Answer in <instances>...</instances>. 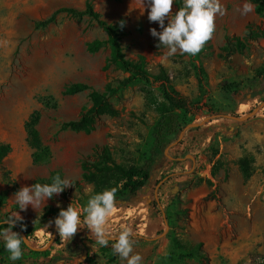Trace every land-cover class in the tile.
I'll return each mask as SVG.
<instances>
[{"label": "rangeland", "instance_id": "obj_1", "mask_svg": "<svg viewBox=\"0 0 264 264\" xmlns=\"http://www.w3.org/2000/svg\"><path fill=\"white\" fill-rule=\"evenodd\" d=\"M91 1L107 23L125 20L121 46L126 59L136 62L144 58L151 75L168 78L176 92L193 102L194 108L183 118L184 127L206 120L198 127L200 130L188 133L168 148L167 167L158 175L159 179L166 173L186 172L170 183L172 176L164 178L160 186L161 209L167 210L169 224L149 207L147 215L139 213L148 206L147 189L144 207L136 210L131 207L138 203H129L113 209L108 218L110 232L118 234L123 227H131L134 253L147 245L145 238H153L154 253L144 257L142 264H264V107L244 122L223 118L243 117L264 102V92L249 94L245 88L234 94L225 90L264 70V14H256L254 5L251 12L241 14L247 0H220L225 14L216 16L215 31L201 51L195 56L177 52L165 59L167 48H158V39L149 32L150 28L161 29L148 20L149 9L141 0ZM85 2L0 0V144L11 147L0 165V221L16 214L22 217L20 221L36 229L30 241L34 248H43L53 239L49 257L29 259L24 264H123L111 245L99 246L87 228L78 229L68 241L53 234L54 225L47 229L52 235L45 232L43 226L54 218L46 213L71 204L84 218L83 208L95 192L94 185L82 180L84 166H101L106 157L125 168L142 165L149 154L150 130L158 116L149 92L159 102L164 101L158 84L150 86L142 80L124 84L130 75L108 63V44L96 54L86 51L87 43L107 39L89 18L77 20L61 14L47 28L34 26L57 9H83ZM171 11L175 13L174 5ZM200 76L204 77L203 85L199 84ZM74 83L95 91H103L108 84L118 88L109 98L116 114L99 118L90 134L62 130L63 124L77 120L91 106L89 91L62 95L64 88ZM50 97L56 100V108L45 106ZM34 111L41 115L37 131L46 150L37 163L33 162L34 150L24 129ZM178 157H182V164L172 168L170 162ZM242 161L250 177L256 171L260 177H241ZM57 174L69 179L72 186L48 200L42 211L43 205L35 210L17 208L14 194L22 186L50 183ZM186 182L187 187L175 190L177 195L167 199L172 187ZM202 183L208 191L204 200L213 201L218 211L210 220L195 214L191 217L181 198L184 189ZM150 215L157 222L153 232H149ZM191 220L196 222L197 232L205 235L207 247L191 233ZM171 235L181 247L172 246L168 239ZM164 244L168 249L163 253ZM191 251L196 256L185 257Z\"/></svg>", "mask_w": 264, "mask_h": 264}, {"label": "trees", "instance_id": "obj_2", "mask_svg": "<svg viewBox=\"0 0 264 264\" xmlns=\"http://www.w3.org/2000/svg\"><path fill=\"white\" fill-rule=\"evenodd\" d=\"M247 1L254 5L256 14H264V0ZM173 5L177 10L182 7L183 0H175ZM61 14L70 16L77 20H83L84 18H89L92 20L105 33L107 39L105 42L94 40L87 43L86 51L91 55L96 54L104 47L105 44H108L110 47V56L107 60L108 63L130 75V77L124 81V84L132 83L135 80H142L150 86H155L158 84L164 99L163 102H159L158 99L149 92V101L154 107L158 116L150 130L151 145L149 148V154L142 165L125 168L121 165L113 163L109 158L106 157L104 158V164L101 166H91V168L84 166L82 168V180L87 184H92L95 186V192L93 195L100 193L105 189L115 187L117 189L116 206L134 203L135 201L145 197L144 192L147 189H150L148 203L149 209H151V212L155 215L162 217L164 214L166 216V222L169 224L170 221L167 210L161 209L162 203L159 192L161 191L162 187L158 189L159 202H157L155 199V187L166 177H171L173 175L168 179V181H170L172 178H177L179 175L186 174L184 170L181 172L182 174L179 175L166 173L158 179V175L161 174V172L167 167L168 159L165 155V151L171 144L177 141L179 134L184 128V116L189 114L194 108L193 102L176 92L171 86L168 78L151 75L145 68L144 58L141 57L136 62L125 58L121 46V37L125 29L124 19L121 18L115 23H107L106 21L102 20L101 16L95 11L92 1L86 0L83 9H57L46 20L35 22L34 26L36 29L47 28L48 26L55 24L57 16ZM200 73L203 74V71L200 70ZM203 82L204 77L200 76L199 84L203 85ZM245 88L248 90L249 94L264 92V70H259L254 77L246 80L244 83L230 84L226 86L225 90L229 93L233 92L234 94H239ZM87 91L90 92V108L80 114L77 120L69 121L63 124L62 130L90 134L94 131L95 124L99 118L103 116H114L116 114V110L111 105L109 98L116 94L118 88L113 87L110 84L106 85L103 91H95L85 84L74 83L66 86L62 91V95L75 96ZM50 105L52 108H56L57 104L54 98H47L45 106ZM40 118V112L34 111L24 124L29 145L34 150V163L39 162L43 157V153L46 152L37 131ZM198 130H200V128L190 129L184 134V137L188 133ZM10 152L11 147L8 144H0V165L9 156ZM170 163L172 164V168L179 166L182 164V157L175 158ZM239 167L242 176L246 179L249 178L250 172L245 166L244 161L240 162ZM53 174L54 173H52V175ZM188 185L189 183L186 182L185 184H182V186L179 184L176 187H172L167 195V199H173L177 195L175 190H182ZM58 212V209H49L46 214L55 218L58 215ZM21 225H23V227H21ZM2 227H7V224H0V228ZM38 229H41V227ZM12 230L19 233L20 236L21 233H23L29 242L36 231L35 228L30 227L27 222L23 221H17ZM168 239L172 246L181 247L180 242L175 236H168ZM56 243L57 240L55 241V244ZM149 244H153V247L149 248L148 252H144V257H148L154 253V244H156V242H151ZM198 247H201V244H199ZM22 248V258L12 262L8 259L9 253L4 249L3 244L0 243V264H24L29 259L47 258L50 256L51 251L53 250V248H49L44 252L34 251L25 244L22 245ZM195 256L196 253L192 251L185 255V257L188 258H194ZM110 261L115 262L113 258H111ZM149 263L150 261L148 264ZM116 264H121V262H117Z\"/></svg>", "mask_w": 264, "mask_h": 264}, {"label": "clouds", "instance_id": "obj_3", "mask_svg": "<svg viewBox=\"0 0 264 264\" xmlns=\"http://www.w3.org/2000/svg\"><path fill=\"white\" fill-rule=\"evenodd\" d=\"M174 2L175 0H141L142 5L144 7L146 5L149 9L148 20L156 22L161 29L157 31L156 28H150V35L158 39V48L161 46L167 48L165 59L177 52L195 56L215 31L216 16H223L226 9L220 0H183L182 7L173 13L171 9ZM252 10L253 5L246 2L241 14H247ZM170 16L171 19H169ZM166 20L167 24H165ZM70 186L72 182L69 179L57 174L51 177L50 183L22 186L14 194V200L20 210H26L28 207L35 210L43 205L42 211L47 206L48 200L58 196ZM116 193L117 189L112 187L92 195L83 208L84 218L82 219L81 212L71 204L66 209L61 208L58 215L43 226V230L50 233L47 229L54 225L59 237L68 241L78 229L87 228L90 236L99 246L109 247L111 242L113 253L121 259L123 264H142V256L134 253L135 241L132 239V228L125 226L118 234H113L109 230L108 218L116 207ZM57 207H60L58 202ZM20 220L22 217L16 214L0 221L2 225L7 224V227L0 228V243L9 253L8 259L12 262L22 258V245L27 242V237H21L19 233L12 230L15 223Z\"/></svg>", "mask_w": 264, "mask_h": 264}, {"label": "crops", "instance_id": "obj_4", "mask_svg": "<svg viewBox=\"0 0 264 264\" xmlns=\"http://www.w3.org/2000/svg\"><path fill=\"white\" fill-rule=\"evenodd\" d=\"M254 136L256 137V139H258V137H259L257 134H255ZM209 138H210V136H209ZM262 157H264V156H262ZM260 160H261V157H259V159H257L258 162ZM253 165H258V163L257 164H253ZM184 169L186 170L187 168L185 167ZM258 173L259 172L256 171V173L254 174V176L252 175L253 177H250V178L256 179V178L260 177L258 175ZM241 177H242V174H241ZM205 184L206 183H202L200 186H198L196 188H193V189H189V188L184 189V191H182V197L181 198L184 200V204L186 205V208L190 209V211H191L190 212L191 217H192L193 214H195L196 216L201 215L202 218H206L207 220H210L211 219L210 216L212 214H214V213H217L218 211H217L216 204L213 201H205L204 200L205 195L208 193ZM141 201L142 202H140L139 200L135 201L134 204L135 203H138V204H136L135 206H132L131 208H134L135 207L134 209L137 210V209H139V207H144L143 204L146 201H145L144 198H142ZM142 212L147 215V213H148V206H146L145 208H143V209H141L139 211V213H142ZM146 215L145 216H142L141 219H144L146 217ZM195 223H194L193 220L190 221V231H191L192 234L195 235L194 237H198V239L200 240V242L204 243V247H207L206 237L202 233H200V232L198 233L197 232V228L195 226ZM148 224L150 225L149 232H153L152 231L153 228H155L156 225H157L156 218H155L154 215H150V217L148 218ZM153 241L154 240L151 237L145 238L144 239V242L147 245L144 246L143 249L142 248L139 249L136 253L140 254L142 256V258H144L143 252L149 251L148 248L153 247V245L151 246V244H149L151 242L153 243ZM166 245L167 244H164L163 249H162V252L163 251H167V249H168L167 247L168 246H166ZM149 246H151V247H149ZM157 250L159 251V248L156 249V251ZM160 251H161V248H160Z\"/></svg>", "mask_w": 264, "mask_h": 264}, {"label": "water", "instance_id": "obj_5", "mask_svg": "<svg viewBox=\"0 0 264 264\" xmlns=\"http://www.w3.org/2000/svg\"><path fill=\"white\" fill-rule=\"evenodd\" d=\"M264 107V102L257 108H255L253 111H251L250 113H248L247 115L243 116V117H235V116H223V118L225 119H229V120H232V121H235V122H244V121H247L248 119L252 118L255 116V114L260 110V108H263ZM206 120L198 123V124H190V125H187L186 127L183 128V130L181 131V133L179 134V137L177 139V141H175L173 144H171L169 147L173 146V145H176L178 142L181 141V139L183 138L185 132H187L188 130L190 129H193V128H198L200 126H202L204 123H205ZM167 151L168 149L165 151V155L167 154ZM192 160L193 158L190 157ZM167 179V178H166ZM164 179V180H166ZM163 183V181H161L155 188V199L157 202H159L157 196H156V193H157V190L159 189V187L161 186V184ZM82 219V218H81ZM163 219H164V222L166 223V216L163 214ZM15 226V225H14ZM53 234L55 235L56 234V230L54 229V232ZM21 237H26L23 233H21ZM52 240L49 241V243L44 246L43 248H34L30 245V242L28 241L27 239V242L25 243V245L27 247H29L31 250H34V251H40V252H44L46 250L49 249L50 245L52 244Z\"/></svg>", "mask_w": 264, "mask_h": 264}, {"label": "built area", "instance_id": "obj_6", "mask_svg": "<svg viewBox=\"0 0 264 264\" xmlns=\"http://www.w3.org/2000/svg\"><path fill=\"white\" fill-rule=\"evenodd\" d=\"M206 175H208V177H209V174L206 173Z\"/></svg>", "mask_w": 264, "mask_h": 264}]
</instances>
